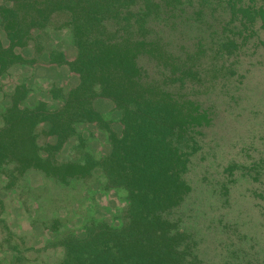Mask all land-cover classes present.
I'll return each instance as SVG.
<instances>
[{"label": "trees", "instance_id": "1", "mask_svg": "<svg viewBox=\"0 0 264 264\" xmlns=\"http://www.w3.org/2000/svg\"><path fill=\"white\" fill-rule=\"evenodd\" d=\"M208 1L0 0V75L16 63H42L78 77L69 87L50 88L58 98L54 107L43 100L21 105L23 91L13 90L0 123V165L11 164L14 176L38 171L62 185L99 169L106 189L126 193L121 225L93 220L83 236L53 240L62 249L55 264L193 263L185 230L165 214L190 189L183 177L186 147L195 128L211 118L199 95L205 51L200 40L188 42L186 18L211 13L209 4L223 6L242 27L253 29L258 18L264 24L263 0ZM212 42L211 52L240 47L234 36ZM96 98L118 110L119 132L94 107ZM80 124L105 130L108 152L57 159Z\"/></svg>", "mask_w": 264, "mask_h": 264}, {"label": "rangeland", "instance_id": "2", "mask_svg": "<svg viewBox=\"0 0 264 264\" xmlns=\"http://www.w3.org/2000/svg\"><path fill=\"white\" fill-rule=\"evenodd\" d=\"M215 8L208 4L211 13L186 18L188 42L200 40L205 51L199 95L211 118L195 128L186 147L189 161L183 177L190 189L165 214L185 230L192 264H264V24L258 18L253 29L245 28L231 21L223 6ZM226 35L236 37L240 47L232 53L211 52L212 41ZM66 48L72 55L73 48ZM77 81L64 67L12 65L0 75V123L15 88L24 93L21 105L43 100L54 107L58 98L50 88ZM93 105L119 132L113 104L96 98ZM43 137L40 133L39 142ZM108 150L105 130L80 124L55 156L82 159L88 152L98 158ZM11 169V164L0 165V264H55L62 249L53 240L68 233L83 236L93 220L115 226L123 222L126 193L106 189L99 169L66 185L38 171L14 176Z\"/></svg>", "mask_w": 264, "mask_h": 264}]
</instances>
